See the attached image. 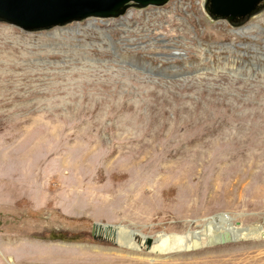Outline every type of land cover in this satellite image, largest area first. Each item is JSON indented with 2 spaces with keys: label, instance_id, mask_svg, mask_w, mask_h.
I'll return each instance as SVG.
<instances>
[{
  "label": "rangeland",
  "instance_id": "obj_1",
  "mask_svg": "<svg viewBox=\"0 0 264 264\" xmlns=\"http://www.w3.org/2000/svg\"><path fill=\"white\" fill-rule=\"evenodd\" d=\"M208 5L0 20V264H264V1Z\"/></svg>",
  "mask_w": 264,
  "mask_h": 264
},
{
  "label": "water",
  "instance_id": "obj_2",
  "mask_svg": "<svg viewBox=\"0 0 264 264\" xmlns=\"http://www.w3.org/2000/svg\"><path fill=\"white\" fill-rule=\"evenodd\" d=\"M167 0H0V20L22 30H40L89 17L115 18L128 3L159 6ZM264 0H209L212 17L244 19Z\"/></svg>",
  "mask_w": 264,
  "mask_h": 264
},
{
  "label": "bare ground",
  "instance_id": "obj_3",
  "mask_svg": "<svg viewBox=\"0 0 264 264\" xmlns=\"http://www.w3.org/2000/svg\"><path fill=\"white\" fill-rule=\"evenodd\" d=\"M126 15V14H125ZM252 30H259L260 32H261V30H260V28H259V26H258V24H252V25H249V26H247V27H244V28H242V29H240V30H236V31H234L236 34H238V35H240V36H245V35H250V31H252ZM250 36H252V35H250ZM253 37H255V36H253ZM34 122V121H33ZM131 190V189H130ZM123 191V190H122ZM135 195H136V193H135ZM183 225V224H182ZM102 225H100V224H97L96 226H93V227H95V230L97 229H99L100 227H101ZM104 229H107V230H109V232H111V229L113 228V225H109V224H106L104 227H103ZM254 230H257L258 231V235H259V239H264V229H261L260 227H257L256 229H254ZM246 232H247V229H240V233L238 234V235H235L234 233H231V234H227V233H225V234H223V235H220L219 236V234H217L216 233V230H214V229H209V235L210 236H212V235H214V238L212 239V238H210L209 239V241H208V243H209V245L210 244H212V243H214L215 241H217L220 237H223V236H227L229 239H236V238H238V239H242V238H247V235H246ZM126 235V234H125ZM194 235L196 236L197 235V233H194ZM117 238V237H116ZM120 240V239H119ZM178 240H181V238H179ZM121 241V240H120ZM123 242V241H122ZM127 244H128V247H130V248H132V249H136L135 251H137V247L132 243V241H131V239L130 240H128L127 241ZM147 244V248H149L150 246H151V244H152V240L150 239V238H148V237H146V240H145V245ZM196 246H200V244L199 243H195L194 245H193V247H188L187 249H192V248H194V247H196ZM133 252V251H132ZM124 259V258H123ZM121 263H122V261H121ZM99 264V263H98ZM101 264V263H100Z\"/></svg>",
  "mask_w": 264,
  "mask_h": 264
},
{
  "label": "flooded vegetation",
  "instance_id": "obj_4",
  "mask_svg": "<svg viewBox=\"0 0 264 264\" xmlns=\"http://www.w3.org/2000/svg\"><path fill=\"white\" fill-rule=\"evenodd\" d=\"M239 18H234V19H231V20H233V21H237Z\"/></svg>",
  "mask_w": 264,
  "mask_h": 264
}]
</instances>
